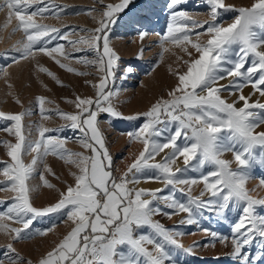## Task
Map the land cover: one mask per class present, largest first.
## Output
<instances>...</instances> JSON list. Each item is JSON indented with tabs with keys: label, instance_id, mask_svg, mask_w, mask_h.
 Listing matches in <instances>:
<instances>
[{
	"label": "snow or ice",
	"instance_id": "6c2138e0",
	"mask_svg": "<svg viewBox=\"0 0 264 264\" xmlns=\"http://www.w3.org/2000/svg\"><path fill=\"white\" fill-rule=\"evenodd\" d=\"M183 2L184 0H168L171 23L164 39L176 45L190 44L199 55L186 62L187 70L178 74L177 85L168 93L170 98L158 100L147 113H144L148 119L141 129L129 133L131 137L143 140L144 150L123 176L113 175L112 157L105 147L96 122L97 113L100 111L110 113L114 117L120 116V113L111 106L113 93L105 92L107 74H110L114 61L118 59L117 54L109 46L105 29L106 21H112L114 14L128 8L132 0H121L120 3L107 5V11L103 14L106 21H102L100 27L94 30L95 35L80 41L87 43L97 53L100 66L107 73L97 86V96L95 99L77 97L75 104L79 111L75 114L59 113L71 121V128L83 132V141L89 139L92 141L85 143V147L92 149V155L69 152L64 147V140L45 136L50 131L47 128L41 129L39 141L27 146V150L36 151L38 157L47 155L49 151L62 157L67 154L70 162L76 164L79 169L78 175L73 173L75 184L69 185L66 192H61V199L55 205L43 209L32 206L27 180L34 170L36 158L27 166L21 159V153L25 151L22 124L24 113L0 112V117L14 122V129L8 128L7 131H14L18 137L15 144L4 142L8 144V155L12 163L4 167L3 171L5 175L13 173L9 178V184L17 195L10 202L6 212H0V220L6 216L10 220L15 219L23 223V229H11L16 239L23 238L24 230L29 228L36 217L66 207L70 208L67 216L75 225L59 244L38 261V264H165L170 259L167 246L177 245V241L171 231L152 219L158 214L169 217L173 214L165 213L157 203L160 198L158 193L163 189L134 190L128 185L138 182L137 174L146 168L158 170L159 175L148 178L165 179L167 186L196 183V179L189 181L179 178L178 175L186 171L190 166L189 162L193 160H195V164L191 165L193 169L211 166V170L202 173L198 178L202 180L205 190L211 193L209 199L202 201L198 198H189L185 204L173 197L168 206L173 211L178 209L189 214L195 209L197 215L201 214V210H206L223 216L228 211H234L243 201V216L234 224V231L237 234L234 241L235 254L240 257L242 264H256L257 260L264 259V256L260 255L253 259L244 251L257 235L264 243V217L254 214V206H264V199H253L245 187L246 172L250 161L255 159L251 150L255 145L264 149V131H256L264 124V103L259 101L249 103L250 98L241 94L239 100L243 101V106L238 108L235 103H228L219 95L221 90L232 88L239 90L243 81L244 84L250 83L254 92L264 96V51L258 50L264 45V34L258 35L253 30L254 26L264 29V0H254L251 6L239 9L227 5L225 0H207L211 5L213 19L221 11H236L238 15L226 27L210 24L206 28L199 21L193 20L187 11L177 10V6ZM5 6L9 10V20L14 17L18 21L14 31L22 30L25 34L24 48L18 53L19 56L32 55L34 49L46 53L53 59L54 53L64 54L63 46L60 44L51 48L47 46L50 41L57 39V36L50 35V32L60 35V30L37 23L33 19L38 12L43 14L45 8L37 6L29 14V9L33 8L29 0H4V3L0 4V9ZM189 23L203 28L208 34L209 38L205 43L191 40L189 33L193 29L188 27ZM196 34L199 36L200 33ZM233 55L235 59L231 58ZM56 62L60 63L59 60ZM61 67L75 71L68 65L61 64ZM41 70L48 72L49 75H55L47 68ZM128 71H131V68ZM225 76L238 79L227 86H213L217 80ZM197 90L206 94L199 95ZM44 101V97L38 98L41 112L44 111ZM104 104L108 106L102 107ZM255 110H258L259 114ZM162 113L168 114L171 117L169 122H176L177 127L163 143H158L151 137L162 134V130L156 128L158 123H163L159 119ZM178 140H183L184 144H178ZM166 148H171L172 153L165 156L163 162L149 163V160ZM226 151L235 153V160L240 166L236 170L231 169L229 161L220 158ZM177 156L183 157L185 169L173 171L170 164ZM260 162L264 164V159ZM129 173H132L131 180L128 179ZM44 183L52 187L47 180H44ZM203 195L202 192L201 196ZM146 196L153 199H145ZM188 222L191 223L192 220L189 219ZM143 228H149L151 231H141ZM146 245H154V248L149 249ZM6 247L11 251L14 260L24 259L15 252L11 244ZM28 264H31V261H28Z\"/></svg>",
	"mask_w": 264,
	"mask_h": 264
},
{
	"label": "rangeland",
	"instance_id": "374dc122",
	"mask_svg": "<svg viewBox=\"0 0 264 264\" xmlns=\"http://www.w3.org/2000/svg\"><path fill=\"white\" fill-rule=\"evenodd\" d=\"M120 2L121 0H43V2L42 0H29V3L33 5V8L29 9V14L37 6L45 8L43 14L38 12L33 17L35 21L49 26L51 23L50 28L55 27L60 30V35H56L57 39L50 41L47 46L51 48L57 44L62 45L63 53L67 54L63 60L64 64L75 69L70 74V81L67 84L48 85L41 93L39 91L36 94L30 89L34 77L32 70L34 71L35 67L25 72V67L29 65L26 61L29 59L26 60V56L18 55L23 51L25 34L22 30L14 31L18 21L14 17L11 18V23L8 21V8L5 6L0 9V54H5L0 55V112L24 113L22 124L25 151L21 153V159L27 166L31 165L33 159L36 158L34 170L27 180L28 186L33 187L30 189L29 196L34 193V198L31 199L34 204L41 199L38 195L42 186L49 187L44 183L45 179L52 185L51 189L66 192L69 185L75 184L73 173L79 174V169L76 164L70 162L67 154L62 157L60 154L49 151L47 155L38 157L36 151L27 150L29 144L40 140L42 128L50 130L45 136L64 140V147L69 152L92 155V149L85 147V143H92V141L90 139L83 141V132L71 128V121L63 118L59 113L75 114L79 111L75 104L77 97L95 99L97 96V86L107 73L104 68H101L97 53L87 43L80 41L95 35L94 30L100 27L102 21H106L103 14L107 11V5ZM3 3L4 0H0V4ZM225 3L239 9L251 6L254 0H225ZM177 10L187 11L188 15L193 20L199 21L204 28L210 24L226 27L238 15L236 11H221L213 19L211 5L207 3V0H184L181 5L177 6ZM49 18L53 19L50 21ZM205 21L208 23L205 24ZM106 23L105 33L108 36L109 46L117 54L118 59L114 61L110 74H107L105 92L113 93L111 106L120 113V116L114 117L110 113L100 111L97 113L96 124L102 134L105 147L112 157L111 171L114 176L120 177L127 172L129 166L144 150L143 140L135 139L129 133L141 129L148 119L144 113H147L158 100L170 98L168 93L177 85L178 74L184 73L188 67L186 62L196 58L199 54L190 44L176 45L164 39L171 23L168 0H132L128 8L115 13L113 20L106 21ZM188 27L193 29L189 33L192 41L205 43L209 38L203 28L191 23ZM253 30L258 35L264 34V29L259 26H254ZM196 33H200L199 36ZM50 35L55 36V33L50 32ZM69 41L76 43H69ZM136 41H139V44H136ZM8 50L11 52L9 53ZM258 50L264 51V45ZM231 58L235 59V56ZM18 64L20 67L18 72L21 76L17 79L15 68ZM129 68L131 71H128ZM237 79L233 76H225L217 80L213 86H227ZM241 84L242 87L239 90L235 88L221 90L219 95L228 103H235L238 108L243 106V101L239 100L241 94L250 98L249 103L256 101L264 103V96H261L259 92H254L250 83L244 84L241 81ZM197 91L199 95L206 94V92ZM39 97L45 98L43 112L38 106ZM107 106V104L102 105V107ZM255 111L259 114L258 110ZM159 119L163 123H158L156 128L162 130V134L153 136L151 139L163 143L177 124L169 122L171 117L168 114L162 113ZM8 128L14 129V122L0 117V212H6L10 202L17 195L9 184V178L13 173L9 172L5 175L3 171L4 167L12 163L8 155V144L4 142L15 144L18 141L14 131L9 132ZM256 131H264V124L260 125ZM77 132L80 133V137L77 136ZM177 143L183 145L184 141L178 140ZM251 151L255 159L250 161L246 172L245 187L253 199H264V183H262L264 164L260 162L264 159V149L255 145ZM171 153L172 149L166 148L149 160V163H161L164 157ZM220 158L229 161L232 170L240 167L233 151L223 152ZM189 163V168L178 174L179 178L189 181L196 179V183H178L167 186L165 179L148 178L159 175L158 170L149 168L138 173L139 180L134 182L137 183L138 189H163L158 193L160 198L157 203L165 213L173 212L170 217L165 214L152 217L154 221L160 222L171 231L177 241V245L167 246L170 259L165 264H242L240 257L234 251V241L237 235L234 231V224L243 216V201L236 206L234 211H228L223 216L206 210H201V214L197 215L195 209L189 214L178 209L173 211L168 206L173 197L176 201L187 204L189 198L207 201L211 195L205 190L202 180L198 179L202 173L211 170V166L205 165L202 168L193 169L191 165L195 164V160ZM170 167L173 171L185 169L183 157L177 156ZM128 179H132V173H129ZM139 184L141 186H138ZM128 187L131 189L130 184ZM202 192L203 196H201ZM12 193L15 194L12 195ZM144 198L153 199L151 196ZM229 207L231 208L232 205L230 204ZM69 210L70 208L66 207L52 212L53 214L35 218L29 228L24 230L23 238L20 239L15 238V233L11 229H23V223L15 219L10 220L6 216L0 220V225L4 226L0 227V261L2 264H28V261H31V264H38V261L59 244L75 226L67 216ZM254 214L264 217V206H254ZM189 219L192 220L191 223L188 222ZM141 231L150 232L151 230L143 228ZM28 233L32 235L29 236ZM9 244L24 258L22 261L12 258L11 251L6 247ZM146 246L149 249L154 248V245ZM244 251L253 259L258 255L264 256V243L259 235L245 247ZM256 264H264V259L257 260Z\"/></svg>",
	"mask_w": 264,
	"mask_h": 264
},
{
	"label": "bare ground",
	"instance_id": "6f19581e",
	"mask_svg": "<svg viewBox=\"0 0 264 264\" xmlns=\"http://www.w3.org/2000/svg\"><path fill=\"white\" fill-rule=\"evenodd\" d=\"M53 4V3H52ZM63 4V3H62ZM44 18V17H43ZM42 19V18H41ZM53 19V18H52ZM52 19H48V20H52ZM45 20V19H44ZM11 23V20H8ZM42 21V20H41ZM47 21V19H46ZM37 22V21H36ZM44 22V21H43ZM38 23V22H37ZM45 23H49V22H45ZM56 23V22H55ZM58 24V23H57ZM62 24V23H61ZM51 26V23H50ZM55 28V27H54ZM61 28V27H60ZM57 34L55 33V36ZM53 41V40H52ZM136 44H139V41H136ZM50 45V44H49ZM55 45V44H54ZM56 46V45H55ZM49 47V46H48ZM50 48V47H49ZM125 48V47H123ZM122 48V49H123ZM125 50V49H124ZM42 52L36 51L33 52L32 55H27L26 56V64L29 63V65L27 67H25L24 71L28 72V70H31L30 68H34V71L32 70V72H34V77L32 78V84H31V91L33 90L34 93L36 94L37 92L43 91L44 89H46V87L48 85H52V84H58L59 85H64L67 84L70 81V74H72L73 71H69L67 68L65 67H61V64H64L63 60L64 57L67 55L66 53L61 55L59 53H54L53 55L55 56V59H53L52 57L48 56L46 53H42ZM69 53V52H68ZM125 53V52H124ZM128 53V51L126 52ZM41 57V60H39V58ZM73 59V58H72ZM56 60H59L60 63H57ZM42 62V63H41ZM41 63V65H40ZM65 65V64H64ZM73 67V66H72ZM19 64L16 65V78L18 79L20 75V73L18 72L19 69ZM29 68V69H28ZM42 68H47L51 73H54L55 75H49L48 72L42 71ZM71 68V67H70ZM26 76V75H25ZM31 77V76H30ZM31 79V78H30ZM31 81V80H30ZM27 82V81H26ZM25 82V83H26ZM28 84V83H27ZM27 84H25L27 86ZM29 85V84H28ZM77 87V86H76ZM26 91V89H25ZM32 91V92H33ZM48 97V96H47ZM50 100V99H49ZM83 135V134H82ZM81 135V136H82ZM76 136V135H75ZM77 136L80 137V133L77 132ZM54 165V164H53ZM65 175V174H64ZM1 176V175H0ZM46 180V179H45ZM43 183V182H42ZM66 183V182H65ZM33 184V183H32ZM37 185V183L35 184ZM41 185V183H40ZM137 183L135 184L130 183V187L131 189L134 190H138V188L136 187ZM138 186H141L140 184ZM144 186V185H143ZM29 187V186H28ZM31 187V186H30ZM29 189H33L30 188ZM64 189V188H62ZM65 190V189H64ZM40 191V190H39ZM66 191V190H65ZM10 192V191H9ZM31 192V191H29ZM15 193H12V195ZM31 194V193H30ZM34 193H32V195H30V202L32 204L33 207L36 208H47L49 206H53L56 203H58V201L61 199V190H57V189H51V187H44L42 186V190L39 193V198H41L39 200V202L37 204H34L33 201L31 200L32 198H34ZM10 197V196H9ZM38 201V200H37ZM1 203V202H0ZM37 205V206H36ZM48 214H53V213H48ZM36 219H38V217H36Z\"/></svg>",
	"mask_w": 264,
	"mask_h": 264
}]
</instances>
